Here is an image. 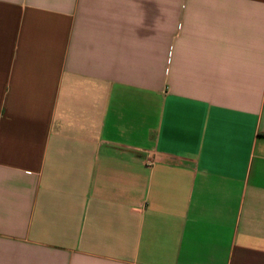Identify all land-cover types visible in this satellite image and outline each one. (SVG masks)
Instances as JSON below:
<instances>
[{"label":"crops","instance_id":"1","mask_svg":"<svg viewBox=\"0 0 264 264\" xmlns=\"http://www.w3.org/2000/svg\"><path fill=\"white\" fill-rule=\"evenodd\" d=\"M0 264H264V0H0Z\"/></svg>","mask_w":264,"mask_h":264}]
</instances>
